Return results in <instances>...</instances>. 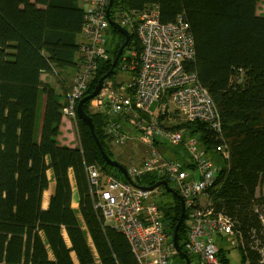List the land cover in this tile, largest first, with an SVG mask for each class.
Masks as SVG:
<instances>
[{
    "label": "trees",
    "instance_id": "1",
    "mask_svg": "<svg viewBox=\"0 0 264 264\" xmlns=\"http://www.w3.org/2000/svg\"><path fill=\"white\" fill-rule=\"evenodd\" d=\"M258 1L113 0L110 10L114 18L117 10L134 13L157 7L162 23L175 22L179 16L188 22L195 55L186 69L196 73L216 105L229 152L227 160L218 162L211 207L232 222L241 264H264L258 246L264 243V194H257L264 182V15L257 13ZM83 10L78 0H0V264H138L128 238L95 207L86 167L95 165L102 175L126 180L106 163L90 128L77 114L79 144H59L63 94L41 79L43 72L71 76ZM34 15L45 19L41 47L28 35ZM108 33L118 38L107 42V57L100 60L82 97L109 71L124 41L111 26ZM127 47L139 49L132 29ZM90 101L83 109L92 118L104 152L113 159L114 137L104 128L107 115L92 112ZM168 125L164 120L162 127L184 129L186 138L196 140L207 153H216L215 133L204 122ZM176 153L171 158L193 167L186 149ZM156 181L135 180L140 186ZM171 195L172 201L160 204L168 229L174 228L181 213L179 199ZM186 217L187 212L178 229L182 252ZM217 247L221 264H229L224 249Z\"/></svg>",
    "mask_w": 264,
    "mask_h": 264
},
{
    "label": "built area",
    "instance_id": "2",
    "mask_svg": "<svg viewBox=\"0 0 264 264\" xmlns=\"http://www.w3.org/2000/svg\"><path fill=\"white\" fill-rule=\"evenodd\" d=\"M81 2L84 14L73 86L66 105L62 106L63 115L74 120L78 100L94 77L100 60L107 57L110 26L106 14L110 0ZM111 7L112 4L110 10ZM115 12V17L110 18L134 31L139 49L122 52L118 59V69L129 73V79L125 82L104 79L99 92L91 99L92 106L107 115L104 128L114 141L126 142L127 133L133 131L149 146L139 164L126 168L128 175L134 181L144 177L165 180L182 197L187 212L183 253L188 256V264H221L215 236L234 238L232 222L214 212L209 198L204 203L199 201L215 184L218 167L196 140L185 137L184 129L162 127L164 120L167 123L177 120L178 116L184 121L204 122L215 133L218 142L215 151L222 160L228 159L216 105L196 73L186 69L195 55L190 26L180 16L175 22H160L157 7L134 13ZM158 144L183 145L194 168L166 158ZM86 173L95 207L128 238L137 263L174 264L172 259L178 252L164 225L160 204L151 199L153 190L136 187L114 174L102 175L95 165L87 166Z\"/></svg>",
    "mask_w": 264,
    "mask_h": 264
},
{
    "label": "rangeland",
    "instance_id": "3",
    "mask_svg": "<svg viewBox=\"0 0 264 264\" xmlns=\"http://www.w3.org/2000/svg\"><path fill=\"white\" fill-rule=\"evenodd\" d=\"M257 12H258V14L264 15V1H262V0L258 1ZM117 38H118V35L108 33L107 39H108L109 43L111 41L116 40ZM127 48H128L127 46L124 48L123 53H125L128 50H131L135 47H130L128 49ZM114 70H115V73L112 72L110 74V75H112V77H110L112 82H125L129 79V77H130L129 73L124 72V71H120L118 69V67H116ZM68 71H69V69H68ZM70 71H71L70 77L67 74H63L60 71L57 73H55V71H53V72H51L52 73L51 78L47 77V79L49 80L48 82L50 84H52V86L55 87L59 93L63 94L64 105H66L65 102L69 98V95H70L69 92L72 89V86H73L72 81H73V78L75 75L74 72L72 73V70H70ZM43 78L44 79H42V80L44 82H47L45 80V76ZM92 101H93V99H92ZM92 109H94V111L98 110V108H95L94 106H92V102H91L90 110L92 111ZM63 118L68 119L69 117L63 115ZM72 120H74V119H72ZM74 121L76 123V119ZM179 121H184V120L182 117L178 116L177 120L167 121V124L174 125V124L178 123ZM73 125H74V123H73ZM76 127H77V123H76ZM72 130L74 132V126H72ZM137 136H138V134L133 133V131H132L131 136L127 142L119 144L120 142L118 143L117 141H113V145L116 144L117 145L116 148H118V149H110V154L113 157V159L119 161L121 164H124V166H126V167H129L133 164H139L144 159V157L146 156V153L148 152L149 146H146L142 141L139 140V138H137ZM76 140H78L77 135H75V133H74V138L72 141L75 142ZM167 146L168 145L165 144L163 146L160 145V147H158L159 150L162 153H164L165 157L170 156L169 155L170 150H174V149H165ZM160 148H162V149H160ZM168 148H173V147L168 146ZM183 149H187V148L183 147ZM183 149H176V150L183 151ZM208 155H209V157L215 158L214 159L215 162H219L221 160L220 156L217 153L215 155V153L209 152ZM167 158H169V157H167ZM52 185H50V186H52ZM171 187H174V185L171 184ZM209 194H211L210 190L207 191V195H209ZM257 194L258 195L264 194V182L260 186ZM45 198H46V196H45ZM151 199L158 204H164L165 202L168 203V202L172 201L173 197H172L171 193L165 191L162 187H157L156 189L153 190ZM206 199L207 198H205V196L200 197V200H202L203 203L206 201ZM261 216H262V223H263V227H264V205L262 207ZM215 241L219 247L224 249V251H225V253L229 259V264H241V254H240L239 249L237 248L238 243H237L235 238L225 237L224 235H217V236H215ZM260 242H258V246H259V250L262 254L263 260H264V243L261 244ZM172 262L174 264H184L185 261L179 254H176L175 256H173Z\"/></svg>",
    "mask_w": 264,
    "mask_h": 264
},
{
    "label": "water",
    "instance_id": "4",
    "mask_svg": "<svg viewBox=\"0 0 264 264\" xmlns=\"http://www.w3.org/2000/svg\"><path fill=\"white\" fill-rule=\"evenodd\" d=\"M113 0H110L109 2V6L106 10V14H107V17L109 19V23H110V26L114 29H116L119 33H121L123 36H124V41L123 43L120 45L118 51H117V54L112 62V65H111V68L109 69V71L104 74L103 76H101L97 82V84L95 85L94 89L92 90L91 93L85 95L84 97H82L77 105H76V114L78 115V117L83 120L85 123H87L88 127L90 128V131H91V134L93 135L94 139H95V142L96 144L98 145L106 163L119 170V172L121 173V175L124 177V179L131 183L132 185L136 186V187H139V188H143V189H146V190H154L156 189L157 187H160L162 186L164 188L165 191L169 192V193H172V194H175L177 196V198L179 199L180 201V205H181V213H180V216H179V219L176 223V225L174 226V228H171V229H168V234L169 235H172V239H173V243H174V247L176 248L177 252L181 254V256L183 257L184 261H185V264H188L189 263V260H188V256L187 254L183 253L181 250H180V247H179V243H178V229H179V226L181 225V222H182V219H183V216L185 215V205H184V201L182 199V197L175 192V190L168 184L167 181L165 180H159V181H156L153 185H150V186H140L138 185L129 175H128V172H127V169L126 167L121 164L120 162H118L117 160H114L112 158H110L109 156H107V154L104 152L103 150V147L101 145V143L99 142V139L98 137L96 136L95 134V131H94V124L92 122V118L89 114H87L84 109H83V104L86 102V101H89L91 99L94 98V96L99 92V89L101 88V85H102V82L104 81V79H106L112 72H113V69L115 68V65L121 55V53L123 52L124 48L127 46L129 40H130V31L124 27H122L121 25H119L117 22L113 21L110 16H109V10H110V6L112 4ZM165 227L169 228L170 225L169 223H165L164 224Z\"/></svg>",
    "mask_w": 264,
    "mask_h": 264
},
{
    "label": "crops",
    "instance_id": "5",
    "mask_svg": "<svg viewBox=\"0 0 264 264\" xmlns=\"http://www.w3.org/2000/svg\"><path fill=\"white\" fill-rule=\"evenodd\" d=\"M78 3H79V6L80 7H83V5H82V2H81V0H78ZM258 13V12H257ZM44 29H45V19H44V17L42 16V15H34L33 17H31L30 18V21H29V32H28V35H29V38H30V40L35 44V45H37L38 47H41V45H42V42H43V36H44ZM80 39H81V36H80V34H78L77 35V43H79L80 42ZM122 54V53H121ZM78 58V54L76 53V56H75V60ZM72 70V69H71ZM75 73V68H73V70H72V73ZM51 72H43L42 74H41V79H44L43 77L45 76V80L47 81V82H44V83H48V84H50L48 81V79H47V77L48 78H51ZM50 86H52V84H50ZM53 87V86H52ZM53 88H55V87H53ZM55 90H56V88H55ZM57 91V90H56ZM63 101V100H62ZM92 108V107H91ZM92 112H99L98 110H95L94 111V109H92ZM73 123H74V125H73ZM72 126H74V132H73V130H72ZM74 133H75V135H77V139H78V134H77V127H76V123H75V121L74 120H72L71 118H68V119H62V122H61V125H60V127H59V133H58V136H57V140H58V142H59V144L60 145H66V146H77L78 144H79V142H78V140H76L75 142L74 141H72L73 140V138H74ZM160 144H158V146H159ZM116 144L115 145H113V143H112V145H111V147L113 148V149H118V148H116ZM147 146V145H146ZM160 147V146H159ZM170 147H172V146H170ZM160 149H162V148H160ZM165 149H174V150H170L169 151V155L170 156H167V157H169V159H172L171 157L173 156V155H176L177 153L176 152H178L179 150H176V149H183V147L181 146H177V147H173V148H168V146L165 148ZM163 155H164V153H162ZM216 154V153H215ZM165 156V155H164ZM166 157V158H167ZM212 159H215V158H213V157H211ZM194 168V165H193V167H192V169ZM48 177L50 178L51 177V173L50 172H48ZM53 184V181H51L50 183H49V187H48V189L44 192V194H43V208H46L47 207V204H48V197H49V195H50V192H51V190H52V185ZM50 185H52V186H50ZM45 196H46V198H45ZM203 196H205L206 197V195H203ZM201 202H202V200H200ZM72 206L75 208V210H76V208H77V203L74 201L73 202V204H72ZM77 216H78V220H79V222H80V224H82V219H81V217H80V215L79 214H77Z\"/></svg>",
    "mask_w": 264,
    "mask_h": 264
},
{
    "label": "clouds",
    "instance_id": "6",
    "mask_svg": "<svg viewBox=\"0 0 264 264\" xmlns=\"http://www.w3.org/2000/svg\"><path fill=\"white\" fill-rule=\"evenodd\" d=\"M215 152H216V151H215ZM206 153H207V152H206ZM216 153H217V152H216ZM207 154H208V153H207ZM217 154H218V153H217ZM218 155H219V154H218ZM208 156H209V155H208ZM210 158H211V157H210ZM220 158H221V157H220ZM211 159H212V158H211ZM212 160L214 161V159H212ZM221 160H222V159H221ZM219 162H220V161H219ZM214 163H215V164L217 165V167H218V162H215V161H214ZM217 171H218V170H217ZM213 186H214V185H213ZM213 186H212V187H213ZM212 187H211V188H212ZM172 188H173V187H172ZM173 189H174V188H173ZM209 190H210V188H209L207 191H209ZM207 191H206L203 195H206L205 198H207V199L209 198V199H210V197H209L210 194L207 195ZM178 194H179V193H178ZM203 195H201V196H203ZM201 196H200V197H201ZM200 197H199V201H200ZM207 199H206V200H207ZM205 202H206V201H205ZM185 212H186V211H185Z\"/></svg>",
    "mask_w": 264,
    "mask_h": 264
}]
</instances>
